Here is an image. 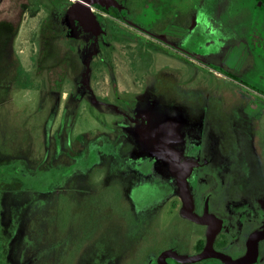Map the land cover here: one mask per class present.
Returning <instances> with one entry per match:
<instances>
[{"label": "flooded vegetation", "instance_id": "obj_1", "mask_svg": "<svg viewBox=\"0 0 264 264\" xmlns=\"http://www.w3.org/2000/svg\"><path fill=\"white\" fill-rule=\"evenodd\" d=\"M23 1L14 0L18 18L25 12ZM74 1H53L55 4L48 12L51 25L44 26L45 18L40 26L41 36L44 29L46 33L52 29V35L59 34L51 28L57 26L55 15L59 18L61 14L66 21V11ZM2 2L0 0V4ZM182 2L185 5H181ZM237 2L239 12L248 5L249 19L243 33L263 41L262 33L257 34L258 19L253 14L259 12L264 20V0ZM116 3L92 4L104 30L99 34L85 31L76 19L67 18L68 22L77 29L78 35L90 34L93 44L120 32L132 44L127 47L129 50L133 47L152 49L171 57L190 58L193 63L204 61V56L191 54L186 47L189 41H185V36L177 40L175 36L182 33L174 32L172 25L184 29L189 26L198 37L195 38H200L199 43L214 40L219 34L233 37L239 33L223 24L215 27L210 23L211 18L228 16L234 10L235 6L230 9L234 4L232 0H116ZM183 6L185 9L181 8ZM183 17L188 18L186 23ZM178 19L181 24L177 23ZM249 38H244L242 44ZM245 53L248 54L244 51L241 58L247 57ZM128 55L131 62L128 64L129 88L118 91L114 77L112 96L106 98H100L89 85L81 84L79 75H75L79 78L75 81V94L73 91L61 94L63 90L60 92L59 88L65 72H58L53 78L56 67L48 68L49 86L59 94V106L56 105L58 110L61 104L59 121L52 129L55 111L47 130L44 157L42 155L32 169L26 162L0 160V197L14 187L51 200L33 206L37 208L31 207L35 215L28 212L20 218L19 212H14L8 220L10 223L16 220L13 229L1 220L4 208L0 203V261L10 264L8 246L19 220H23L22 225L26 224L22 236L26 245L35 248L36 255L41 256L45 264H86L80 259L86 245L98 242L106 226L119 221L130 234L124 248L109 264H264V94L255 90L254 96L245 99L243 106L229 111L226 125L202 117L201 128L187 133L184 119L151 112L142 101H145L143 94L133 100V95L142 91L146 72L137 71L136 58L133 59L130 52ZM215 73L224 77L219 71ZM226 73L246 83L234 73ZM81 77L83 80L82 74ZM71 97L74 104L85 101L92 105L95 101L97 106L92 105L93 109L107 111L111 118L117 115L113 121L116 127L130 129L138 140L149 145L154 155L164 159L169 176L166 184L161 180L162 189L157 196L149 200L145 195L124 193L110 171L107 157L112 154L107 148L87 143L86 133L76 135V142H72V115L68 114L67 120L64 116L66 102ZM104 106H109V110ZM151 127L155 131L145 136V129ZM163 145L171 147L165 149ZM179 177H182V185ZM79 179L84 181L80 194L76 185ZM29 239L35 240L34 244H29ZM93 255L96 257L97 251Z\"/></svg>", "mask_w": 264, "mask_h": 264}, {"label": "rangeland", "instance_id": "obj_2", "mask_svg": "<svg viewBox=\"0 0 264 264\" xmlns=\"http://www.w3.org/2000/svg\"><path fill=\"white\" fill-rule=\"evenodd\" d=\"M53 1L24 0L25 12L19 18L14 0H3L0 4V160L26 162L32 169L33 165L42 159V155L44 157L47 130L52 116L56 111L52 125L54 129L61 115V104L58 110L56 109V105L59 106V94L57 95L48 83V68L52 65L56 67L53 78L58 76V72H65L59 88L60 92H64L61 94L75 92V81L79 80L75 75H79L81 84L89 85L100 98H106L112 96L114 77L118 91L129 88L130 52V56L136 58V70L146 72L142 91L135 93L133 100H138L143 94L145 101H142L151 112H156L158 116L172 114L178 119H184V129L187 133H195L201 128L202 117H207L210 122L226 125L229 122V111L243 106L245 99L254 96L255 90L264 94V39L256 41L253 36L249 38L243 33L249 19L248 5H244L245 8L239 12L237 0H232L234 4L230 9L234 6L235 8L228 16L213 17L210 20L215 27L223 24L227 29L238 30L237 36L219 34L214 40L199 43L200 38L197 40V35L191 32L189 26L184 29L180 25H172L174 32L182 33L175 34L177 40L185 36V41H189L186 47L191 50V54L204 56V61L198 60V63H193L190 58L171 57L142 47L129 50L127 47L132 44H129L126 36L120 32H114L105 41L100 42V39L99 43L93 44L90 34L82 32L78 35L77 29L69 24L67 11L66 21H63L61 14L59 18L55 15L57 26L51 28L58 30V35H52V29H46L49 33L44 29L41 36L40 26L45 18L44 26L51 25L48 12L55 4ZM181 5L185 3L182 2ZM181 8L185 9V6ZM253 17L258 19L257 34L262 33L264 37L263 16L258 12V15L253 14ZM179 19L177 23L181 24ZM187 19L183 17L182 21L186 23ZM190 22L191 19L189 24ZM166 31L170 33V28ZM15 37H19V45ZM244 38L249 39L242 44ZM36 46L38 49L34 50ZM244 51L248 52L245 53L247 57L241 58ZM216 71L224 77L217 75ZM226 72L234 73L246 83L236 80ZM133 74L134 70L131 76ZM93 102L92 105L97 106V103ZM66 105L65 120L68 114L72 115V142H76V135L86 133L87 143L92 142L107 148L112 154L107 157L111 163L110 171L124 193L128 192L131 196L145 195L149 200L157 196L162 189L161 180L166 184L169 176L164 159L154 155L149 145L138 140L130 129L121 130L116 127L113 121L117 115L111 118L107 111L93 109L91 103L85 101L74 104V97H71ZM119 106L117 107L120 108ZM104 108L109 110V106ZM262 121L264 122V117ZM154 131L152 127L147 128L144 135L148 136ZM152 140L156 141L155 138ZM74 147L77 148L78 145ZM163 147L168 149L171 146ZM159 152L157 147V153ZM83 182L79 179L76 184L78 194ZM47 200L51 199L33 192L25 193L13 187L0 197L4 208L1 220L13 229L16 220L11 222L12 224L8 222L13 214L19 212L20 218L28 212L35 215L31 207L41 205ZM19 221L16 234L8 246L7 260L9 259L10 264H45L41 256L36 255V249L26 245V240L22 237L25 235L26 224L22 225L23 220ZM120 224L119 221L109 223L100 233L98 242L86 245L85 251L80 255L82 263H110L109 261L124 248L130 234L129 229ZM28 241L29 244H34L35 240ZM95 251L96 257L93 255ZM0 264L3 262L0 261Z\"/></svg>", "mask_w": 264, "mask_h": 264}, {"label": "water", "instance_id": "obj_3", "mask_svg": "<svg viewBox=\"0 0 264 264\" xmlns=\"http://www.w3.org/2000/svg\"><path fill=\"white\" fill-rule=\"evenodd\" d=\"M93 3H99L101 5L117 4L116 0H75L67 9V14L70 20H78L80 25L85 31H91L94 34L104 32L102 29L96 14L92 9ZM182 177H179V183H181Z\"/></svg>", "mask_w": 264, "mask_h": 264}, {"label": "crops", "instance_id": "obj_4", "mask_svg": "<svg viewBox=\"0 0 264 264\" xmlns=\"http://www.w3.org/2000/svg\"><path fill=\"white\" fill-rule=\"evenodd\" d=\"M33 17H36V16H33ZM15 40H16V42H17L18 45H19V37H15ZM19 52L21 53V49H19Z\"/></svg>", "mask_w": 264, "mask_h": 264}]
</instances>
